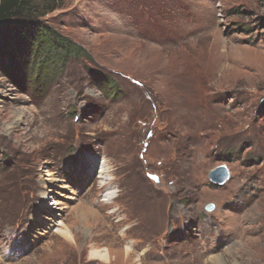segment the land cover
Listing matches in <instances>:
<instances>
[{
  "label": "rangeland",
  "instance_id": "obj_1",
  "mask_svg": "<svg viewBox=\"0 0 264 264\" xmlns=\"http://www.w3.org/2000/svg\"><path fill=\"white\" fill-rule=\"evenodd\" d=\"M30 3L85 55L0 66V264H264V0Z\"/></svg>",
  "mask_w": 264,
  "mask_h": 264
},
{
  "label": "trees",
  "instance_id": "obj_2",
  "mask_svg": "<svg viewBox=\"0 0 264 264\" xmlns=\"http://www.w3.org/2000/svg\"><path fill=\"white\" fill-rule=\"evenodd\" d=\"M31 6L30 0H0V66L4 69L7 64L10 71L22 72L30 88L39 92L48 83L43 77L57 73L65 61L85 51L30 16ZM107 84V80L97 83L100 88Z\"/></svg>",
  "mask_w": 264,
  "mask_h": 264
},
{
  "label": "water",
  "instance_id": "obj_3",
  "mask_svg": "<svg viewBox=\"0 0 264 264\" xmlns=\"http://www.w3.org/2000/svg\"><path fill=\"white\" fill-rule=\"evenodd\" d=\"M208 178L215 185H223L228 179L227 168L224 165L215 167L214 169L209 171ZM213 207V204L209 203L206 205L205 210L211 211Z\"/></svg>",
  "mask_w": 264,
  "mask_h": 264
},
{
  "label": "bare ground",
  "instance_id": "obj_4",
  "mask_svg": "<svg viewBox=\"0 0 264 264\" xmlns=\"http://www.w3.org/2000/svg\"><path fill=\"white\" fill-rule=\"evenodd\" d=\"M142 61L143 62H145V60L142 58ZM212 64V63H211ZM209 69H212V68H210V67H208L207 69H204L203 71H201V72H195L194 74H195V76L199 79L200 77H203V74H205V76L206 75H209L210 74V70ZM187 74H189L190 75V73L189 72H187ZM200 86V85H199ZM199 86H197V87H199ZM196 88V87H195ZM200 88V87H199ZM199 88H197V89H199ZM86 175V174H85ZM63 187V186H62ZM103 199V198H102ZM106 203H108L107 201H106ZM47 205V204H46ZM86 210V209H85ZM86 211H88V210H86ZM88 212H90L91 213V211H88Z\"/></svg>",
  "mask_w": 264,
  "mask_h": 264
}]
</instances>
